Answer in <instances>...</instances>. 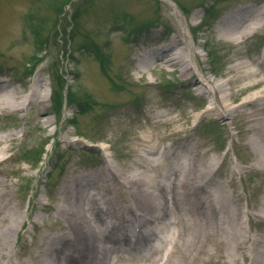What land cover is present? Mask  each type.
<instances>
[{"label":"rangeland","instance_id":"obj_1","mask_svg":"<svg viewBox=\"0 0 264 264\" xmlns=\"http://www.w3.org/2000/svg\"><path fill=\"white\" fill-rule=\"evenodd\" d=\"M249 5L264 21V0H0L2 86L23 95L41 73L48 95L43 104L40 97L26 111L0 112V135L19 136L3 144L9 160L0 164V186L9 184L16 203L30 204L40 217L38 224L25 225V244L17 242L6 250L1 264H32L29 245L42 234L64 231L65 218L47 208L58 202L64 179L74 171L105 167L108 158L118 167L131 165L140 133L168 136L165 142L178 146L190 127L196 139L218 149L228 138L231 151L221 152L220 172L233 184L230 190L241 195L246 210L250 208L263 190L264 174L246 164H251L249 149L245 162L238 158L230 130L221 124L225 119L206 110V98L212 100L208 88L196 82L206 73L226 83L237 61L262 57L264 25L239 43L224 39L219 27L224 18ZM180 37L200 54L197 73L189 80L160 62L140 69L142 54ZM237 84L232 86L238 90ZM62 87L63 99L55 102ZM258 88L245 90L232 105ZM41 109L48 113L41 115ZM167 116L178 121H166ZM233 118L228 120H234L231 130L238 137L236 124L244 117ZM243 138L241 144L252 149L245 132ZM34 194L42 198L36 205ZM244 219L247 229L258 231L253 235L263 230L261 219L250 224L247 212ZM240 262H245L242 255Z\"/></svg>","mask_w":264,"mask_h":264},{"label":"bare ground","instance_id":"obj_2","mask_svg":"<svg viewBox=\"0 0 264 264\" xmlns=\"http://www.w3.org/2000/svg\"><path fill=\"white\" fill-rule=\"evenodd\" d=\"M251 8L240 7L220 22L224 39L239 43L264 25L262 13H252ZM234 14L239 16L234 18ZM199 57V52L180 37L142 54L139 67L145 71L160 62L162 67L189 80L197 73L195 62ZM263 57L264 54L250 61H237L229 68L226 83L206 73L196 82L208 88L212 100L206 98V110L225 119L221 124L230 130L232 149L239 151L238 158L245 162L249 149L252 159L251 164H246L264 174ZM3 83L4 79H0V112L26 111L29 105L37 106L40 97L43 104L48 96L41 73L34 75L23 95ZM237 83H241L238 90L232 86ZM252 87L259 88L239 105H232L231 100ZM227 90H231L230 94ZM45 113V109L40 110L41 115ZM236 114L244 117L241 125L236 124L238 137L231 130L234 120H228ZM166 121L178 119L167 116ZM47 123L52 122L47 119ZM186 130V140L178 146L167 144L168 136L140 133L131 165L118 167L108 158L105 167L74 171L66 177L58 202L47 206L65 218L64 231L42 234L29 245L32 264H242L241 255L245 258L243 264H264V228L253 235L257 230L253 226L247 229L244 219L247 212L250 224L257 223L256 219L264 224V187L246 210L241 195L230 190L233 184L220 172L221 152L231 151L228 138L218 149L196 139L190 127ZM244 132L252 149L241 144ZM11 138L10 133L0 135V155L6 153L3 144ZM7 160L9 157L3 155L0 164ZM0 187L1 264L6 250L17 242L25 244V225L38 224L40 217L30 204L16 203L15 190L9 184L2 183ZM36 201L42 198L34 194V205ZM128 245L132 247L125 248Z\"/></svg>","mask_w":264,"mask_h":264},{"label":"trees","instance_id":"obj_3","mask_svg":"<svg viewBox=\"0 0 264 264\" xmlns=\"http://www.w3.org/2000/svg\"><path fill=\"white\" fill-rule=\"evenodd\" d=\"M208 14L209 15H211V17H213L215 14H214V12H212L211 10L210 11H208ZM138 30V29H137ZM142 30V28H140L139 29V31H141ZM210 53V52H209ZM211 56H212V53L210 54ZM212 58H213V56H212ZM63 85V87H64V82L62 83ZM63 87L61 88V91L62 92H58V95H56V97H55V95H54V101L55 102H58V103H60L61 101H62V99H63V97H62V95H63ZM55 92L57 91V90H54ZM57 98V99H56Z\"/></svg>","mask_w":264,"mask_h":264}]
</instances>
